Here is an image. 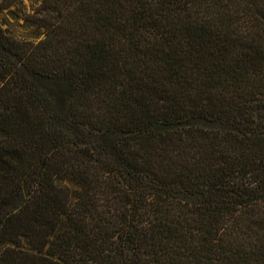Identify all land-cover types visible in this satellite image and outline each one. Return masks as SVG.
Instances as JSON below:
<instances>
[{
  "label": "trees",
  "instance_id": "trees-1",
  "mask_svg": "<svg viewBox=\"0 0 264 264\" xmlns=\"http://www.w3.org/2000/svg\"><path fill=\"white\" fill-rule=\"evenodd\" d=\"M0 264H264V0H0Z\"/></svg>",
  "mask_w": 264,
  "mask_h": 264
},
{
  "label": "rangeland",
  "instance_id": "rangeland-1",
  "mask_svg": "<svg viewBox=\"0 0 264 264\" xmlns=\"http://www.w3.org/2000/svg\"><path fill=\"white\" fill-rule=\"evenodd\" d=\"M26 4L29 5L28 1H26ZM8 20L5 28L18 38L35 39L37 37H44L42 35L44 34L43 30H39L32 25H26L23 20L16 21L13 18H8Z\"/></svg>",
  "mask_w": 264,
  "mask_h": 264
}]
</instances>
